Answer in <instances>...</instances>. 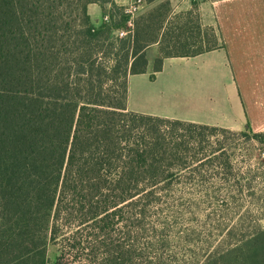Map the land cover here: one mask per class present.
<instances>
[{
    "label": "trees",
    "instance_id": "trees-1",
    "mask_svg": "<svg viewBox=\"0 0 264 264\" xmlns=\"http://www.w3.org/2000/svg\"><path fill=\"white\" fill-rule=\"evenodd\" d=\"M93 2L0 0V264H174L206 211L227 246L202 264H264V131L127 108L148 47L158 72L224 48L218 28L162 0L119 38L121 11L95 21ZM234 136L261 154L239 162Z\"/></svg>",
    "mask_w": 264,
    "mask_h": 264
},
{
    "label": "crops",
    "instance_id": "crops-1",
    "mask_svg": "<svg viewBox=\"0 0 264 264\" xmlns=\"http://www.w3.org/2000/svg\"><path fill=\"white\" fill-rule=\"evenodd\" d=\"M124 1L101 0V3L93 2L88 5V13L91 19L99 21L116 8L121 9ZM160 1L162 0H158V3ZM167 1L169 2L171 15L192 9V0ZM196 1V10L201 25L217 27L224 42V48L211 50L194 57L163 58L160 71L155 72V84L157 76L162 72L163 64L166 61L174 59L189 60L225 54L224 64L221 67L223 70L231 67L230 78L233 81L232 85L234 84L236 87L235 106L231 107L229 105L225 110L221 109L220 117L213 112H209L207 113V118L154 113L146 110H142L141 113L216 125L229 129H241L248 123L254 131H264V0ZM151 3L152 0L150 2L146 0L143 7L144 10ZM154 46L157 52L154 57L155 60L159 52L157 46ZM146 61L144 73L132 74L128 77L127 108L136 112L140 111L132 109L128 105L130 88L134 78L138 76L146 78L149 66L151 64L154 65V61L149 62L147 59ZM145 82L152 84L154 81L149 82L145 79ZM157 95L158 91L155 89V96ZM197 102L200 103L199 107L202 108L201 104L203 102H200V100H197Z\"/></svg>",
    "mask_w": 264,
    "mask_h": 264
},
{
    "label": "rangeland",
    "instance_id": "rangeland-1",
    "mask_svg": "<svg viewBox=\"0 0 264 264\" xmlns=\"http://www.w3.org/2000/svg\"><path fill=\"white\" fill-rule=\"evenodd\" d=\"M156 3H158V0H152V3L148 5L145 10L143 8L139 15L147 12L155 6ZM119 14L120 9L116 8L112 12V16H114L113 20L120 19ZM124 27L125 24L120 26V28ZM154 47V45H151L146 49L145 58L149 60V62L154 61V57L157 53ZM224 56L225 54L222 56L216 54V56H204L202 58L189 60L174 59L166 61L163 64L162 72L157 76L156 84L155 72H153L154 66L151 64L146 78L138 76L133 79L134 82L131 84L128 101L129 107L140 112L146 110L154 113L178 114L180 116H189L193 118H207V113L213 112L220 117L221 109L225 110L229 105L234 107L236 102V87L234 84L232 85L233 81H231L230 78L232 72L231 67L227 68L229 72L226 71L227 69L223 70L221 67V65L224 64ZM145 79L149 82H154H152V84L146 83ZM155 89L158 91L157 96H155ZM197 100L204 103L201 104L202 108L199 107L200 103H198ZM193 105H195V107H193ZM229 130L239 131L241 129ZM231 138H233L238 145L234 157L239 162L244 161V165H247L245 163H247L248 159H251V162L261 154L259 150L246 151V143H244V141L238 139L236 136ZM211 173L212 172L209 170L206 174V178L211 181H218L219 177H212ZM258 178L259 177L256 179ZM203 208L207 209L206 206H203ZM206 212L209 213V215L206 216V213L195 214L193 222H191V218L189 219L190 223H207L204 226L205 232L201 236L204 244L197 243L196 237L190 235L187 242H182L183 248L186 247L184 248L185 252L180 253V249L182 251L183 248L177 249L178 247H176L178 256L174 259V264H202L205 258L216 248L219 246H221V250L226 248L227 245L221 242L218 244L217 238L214 236L218 231V229H214L217 227L215 219L223 216L218 213L213 215L208 211ZM190 215L191 214L184 212V214L179 217V221L188 223V217ZM258 223L264 227V218L260 219ZM173 243L178 246L179 240L176 242L173 241ZM48 256L50 260L55 256L54 246L48 247Z\"/></svg>",
    "mask_w": 264,
    "mask_h": 264
},
{
    "label": "built area",
    "instance_id": "built-area-1",
    "mask_svg": "<svg viewBox=\"0 0 264 264\" xmlns=\"http://www.w3.org/2000/svg\"><path fill=\"white\" fill-rule=\"evenodd\" d=\"M146 0H125L121 6V14L125 17V27L117 30L119 38L132 35L134 28V20L141 13ZM108 16L103 17L104 21H108Z\"/></svg>",
    "mask_w": 264,
    "mask_h": 264
}]
</instances>
